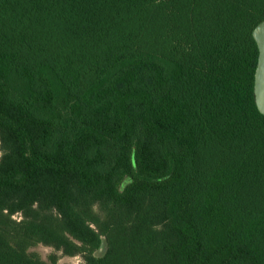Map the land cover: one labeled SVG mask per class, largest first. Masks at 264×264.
Here are the masks:
<instances>
[{
  "label": "trees",
  "instance_id": "16d2710c",
  "mask_svg": "<svg viewBox=\"0 0 264 264\" xmlns=\"http://www.w3.org/2000/svg\"><path fill=\"white\" fill-rule=\"evenodd\" d=\"M263 20L264 0H0V264H264Z\"/></svg>",
  "mask_w": 264,
  "mask_h": 264
},
{
  "label": "water",
  "instance_id": "95a60500",
  "mask_svg": "<svg viewBox=\"0 0 264 264\" xmlns=\"http://www.w3.org/2000/svg\"><path fill=\"white\" fill-rule=\"evenodd\" d=\"M253 38L259 50L255 72L254 95L257 109L264 116V20L253 30ZM103 248L104 244L101 250H103Z\"/></svg>",
  "mask_w": 264,
  "mask_h": 264
},
{
  "label": "rangeland",
  "instance_id": "374dc122",
  "mask_svg": "<svg viewBox=\"0 0 264 264\" xmlns=\"http://www.w3.org/2000/svg\"><path fill=\"white\" fill-rule=\"evenodd\" d=\"M131 182H132V178L127 177L122 182V189H125ZM30 252L37 254L42 260L48 263H50V257L55 253L53 248L44 246L42 244L31 248ZM57 264H83V260L81 257H61L58 260Z\"/></svg>",
  "mask_w": 264,
  "mask_h": 264
}]
</instances>
